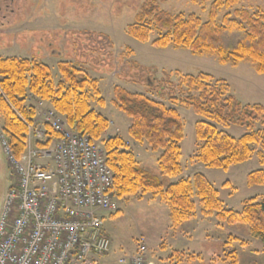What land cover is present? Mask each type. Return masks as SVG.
Instances as JSON below:
<instances>
[{
  "label": "rangeland",
  "instance_id": "374dc122",
  "mask_svg": "<svg viewBox=\"0 0 264 264\" xmlns=\"http://www.w3.org/2000/svg\"><path fill=\"white\" fill-rule=\"evenodd\" d=\"M146 1L9 0V6L3 11L8 18L0 17V56L44 61L50 65L56 83L62 79L59 62L75 64L98 81L106 100L103 107L92 103L93 108L110 120L108 130L95 141L96 144L105 151L103 140L122 136L142 166L157 176L164 187L182 177L202 173L219 191L224 206L240 211L245 199L264 198V185L250 186L247 183L250 172L264 169V149L261 146L253 145L251 159L232 166L228 171L209 168L196 159L200 144L195 124L202 118L192 109L177 106L185 131L180 160L183 171L177 176L164 175L158 165L162 151H153L147 143L132 139L128 131L131 119L112 103L114 88L121 86L129 92L144 93L170 106L171 94H181L177 93L180 90L177 71L181 74L205 72L227 80L232 93L242 103L264 106V74H258L247 62L233 67L220 64L214 56L194 55L184 48H155L152 45L154 34L148 42L136 40L128 33V27ZM156 1L162 9L172 13H195L203 21L209 16L211 2L207 0ZM240 7L252 12L264 10V0H241ZM11 10L15 12L13 16ZM29 103L38 106V118L50 108L49 104L41 103L33 96ZM3 125L0 115V135L6 136ZM226 130L235 137L247 132L239 125ZM15 182L16 176L0 142V211L7 190ZM194 199L196 209L193 216L175 226L171 207L161 196L138 192L119 198L114 194V208L103 213L112 246L109 257L102 260L105 264H118L119 257H132L139 243L144 242L147 260L153 264L154 261L155 264H233L232 253L236 254V264H264V245L252 236L248 224L219 222L215 213L206 216L200 199L197 196ZM175 251L179 254H174ZM190 255L194 257L190 258Z\"/></svg>",
  "mask_w": 264,
  "mask_h": 264
},
{
  "label": "trees",
  "instance_id": "16d2710c",
  "mask_svg": "<svg viewBox=\"0 0 264 264\" xmlns=\"http://www.w3.org/2000/svg\"><path fill=\"white\" fill-rule=\"evenodd\" d=\"M207 1L211 2L209 16L203 21L195 13H172L162 9L156 0H147L129 25L128 33L140 42H148L154 34L152 45L158 49L184 48L194 55L214 56L220 64L233 67L247 62L258 74H264V10L252 12L241 8V0ZM58 68L62 79L56 83L50 65L44 61L0 56L2 130L18 156L26 149L28 123L38 115L37 106L29 103L31 96L51 103V108L63 115L69 126L88 135L93 142L100 140L110 126V120L92 106L93 102L106 105L98 81L69 61H60ZM176 74L180 77L177 93L182 95L171 94L170 106L121 86H115L112 101L131 119L128 131L132 139L147 143L153 151H162L158 165L164 175L177 176L183 171L180 160L185 131L177 106L192 109L202 118L195 124L200 144L196 159L209 168L228 171L251 159L253 145L264 149L262 104L242 103L224 78L205 72ZM233 125L245 127L247 132L235 137L226 130ZM48 132L51 140L55 133ZM102 142L117 197L138 192L161 196L170 205L177 226L193 216L197 196L203 214L215 213L219 222L232 225L248 224L252 236L264 245V198L245 199L240 211L228 209L212 182L199 172L164 187L157 176L142 166L122 136H110ZM247 183L264 185V169L250 172ZM232 260L237 263L235 253Z\"/></svg>",
  "mask_w": 264,
  "mask_h": 264
},
{
  "label": "built area",
  "instance_id": "2783aa9c",
  "mask_svg": "<svg viewBox=\"0 0 264 264\" xmlns=\"http://www.w3.org/2000/svg\"><path fill=\"white\" fill-rule=\"evenodd\" d=\"M26 136L18 156L0 135L16 176L0 211V264H105L112 240L103 213L114 208L115 182L104 149L53 108ZM118 264H152L146 244Z\"/></svg>",
  "mask_w": 264,
  "mask_h": 264
},
{
  "label": "flooded vegetation",
  "instance_id": "af4514ba",
  "mask_svg": "<svg viewBox=\"0 0 264 264\" xmlns=\"http://www.w3.org/2000/svg\"><path fill=\"white\" fill-rule=\"evenodd\" d=\"M9 0H0V17L2 18H8V14L6 15L3 11H4V8L5 6H9V3H8ZM12 1V0H11ZM13 13L10 14L11 16H13L15 14L14 10H11ZM10 11V13H11ZM10 20V19H9Z\"/></svg>",
  "mask_w": 264,
  "mask_h": 264
},
{
  "label": "crops",
  "instance_id": "0c3cea01",
  "mask_svg": "<svg viewBox=\"0 0 264 264\" xmlns=\"http://www.w3.org/2000/svg\"><path fill=\"white\" fill-rule=\"evenodd\" d=\"M39 102H41V103H44L45 102V104H49L48 106H50V107H52V105H51V103H49V102H47V101H39ZM38 107V106H37ZM106 257H109V254L106 256ZM130 257V256H129ZM128 257V258H129ZM121 259H126V258H124V257H119L117 260H118V262L121 260ZM116 260V261H117ZM103 261V260H102ZM116 261H114V263L116 262ZM104 262V261H103ZM113 262V261H112ZM151 262H153V261H151ZM105 263V262H104ZM108 264H111V262L110 263H108ZM153 264V263H152ZM154 264H155V261H154Z\"/></svg>",
  "mask_w": 264,
  "mask_h": 264
}]
</instances>
